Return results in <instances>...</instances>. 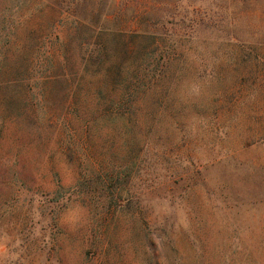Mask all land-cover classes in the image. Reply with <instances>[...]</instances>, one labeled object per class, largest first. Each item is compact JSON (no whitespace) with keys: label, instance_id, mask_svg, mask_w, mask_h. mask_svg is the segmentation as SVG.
Here are the masks:
<instances>
[{"label":"rangeland","instance_id":"374dc122","mask_svg":"<svg viewBox=\"0 0 264 264\" xmlns=\"http://www.w3.org/2000/svg\"><path fill=\"white\" fill-rule=\"evenodd\" d=\"M60 6L0 0V264H264V0Z\"/></svg>","mask_w":264,"mask_h":264},{"label":"trees","instance_id":"16d2710c","mask_svg":"<svg viewBox=\"0 0 264 264\" xmlns=\"http://www.w3.org/2000/svg\"><path fill=\"white\" fill-rule=\"evenodd\" d=\"M21 4H26L29 9V14L25 21L22 22L27 26L30 23V20H35L34 16L37 14L38 17L45 12H51V18L45 19V25H42L41 21H37L35 26L32 27L33 33L40 34V41H52L53 37L59 36L57 34L59 19H69L72 18L71 23L77 24L75 18H77L75 8H66L63 10L61 4L63 0H17ZM42 16V15H41ZM40 19V18H38ZM58 19V20H57ZM75 29V28H74ZM6 37L8 35H5ZM68 38V37H67ZM66 39V38H65ZM60 42V41H59ZM69 39L67 41H62L58 44L62 49H66L69 46Z\"/></svg>","mask_w":264,"mask_h":264}]
</instances>
